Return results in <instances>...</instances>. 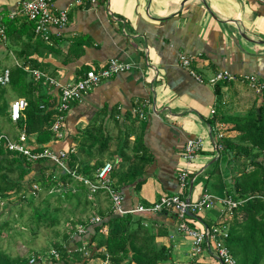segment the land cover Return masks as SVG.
Returning <instances> with one entry per match:
<instances>
[{
    "label": "crops",
    "instance_id": "0c3cea01",
    "mask_svg": "<svg viewBox=\"0 0 264 264\" xmlns=\"http://www.w3.org/2000/svg\"><path fill=\"white\" fill-rule=\"evenodd\" d=\"M19 1L0 0V25L5 15H20ZM76 1L53 0L56 8L68 10L69 23L52 44L25 36L0 43V76L6 69L23 68L32 81L31 70L44 72L59 86L41 82L35 93L53 98L56 105L61 86L73 83L86 71L98 69L110 59L131 64L133 69L104 81L73 104L65 117L63 138L53 139L48 146L55 151L74 149L79 166L101 162V167L111 162V178L119 183L126 209L149 206L164 195L179 194L197 201L208 192L217 198L215 205L192 225L220 224L221 200L228 196L238 168L240 175L241 164L249 160L221 154L215 144L221 133V142L237 137V132H229L232 125L227 118L248 116L264 105V90L257 93L248 83L255 76L264 85V0ZM183 55L196 57L194 68L206 80L219 71L231 72L238 79L215 86L201 84L181 66ZM9 84H0L6 90L7 114L11 103L20 99ZM0 128L1 135L13 139L20 133L5 116H0ZM99 129L109 143L105 147L101 140L91 147L90 132ZM28 138L33 149L40 147L35 135ZM190 139L203 141L190 165L192 191L190 186L181 189L177 181L184 165L181 154ZM140 158L148 159L138 166L142 173L136 181L127 182L129 167ZM32 165L26 182L40 175L37 163ZM51 172L57 177L59 171L53 169L46 175ZM115 173L126 183L113 178ZM68 189L79 194L71 183ZM88 199L95 215L110 208L104 192ZM146 216L154 242L171 251L166 264H196L191 257L192 241L177 230L173 212ZM204 260L212 259L205 254Z\"/></svg>",
    "mask_w": 264,
    "mask_h": 264
},
{
    "label": "trees",
    "instance_id": "16d2710c",
    "mask_svg": "<svg viewBox=\"0 0 264 264\" xmlns=\"http://www.w3.org/2000/svg\"><path fill=\"white\" fill-rule=\"evenodd\" d=\"M1 25L6 29L7 39L25 36L30 40L36 37L46 43L36 36L34 22L29 21L21 13L13 18L5 15ZM10 73V89L17 98H24L27 102L24 116L15 123L17 129L20 132L25 130L27 135L36 136V142L41 148L38 147L37 150L50 148L48 143L56 139L51 131L56 115L55 100L41 93L36 94L41 81L29 80L28 74L23 68H15ZM5 92L6 90L0 85V116H5L12 122L10 114H7V103L3 99ZM226 121L232 125L229 132H237V137L235 140L223 141L224 149L221 154L231 153L235 159L245 156L249 160V163L243 164L240 175L234 178L233 185L228 190V196L241 204L233 211L232 220L228 222L229 239L227 244L236 258L237 264H264V160H259L264 155V105L252 111L248 116L230 117ZM90 138L92 139L91 147L100 144L101 140L104 141L103 146L105 147L109 143V139L101 129L91 131ZM147 161L148 159L144 158L142 161L140 158L137 164L129 167L127 182L136 181L143 171V168H138V166H143ZM47 163L49 162H38L39 177H33L29 180L30 182H26L25 176L34 169L33 163L8 151L3 146L0 147V197L10 199L18 195L17 197L21 201H26L29 199L30 184L36 183L39 186V191L34 194L30 193L32 197L39 195L44 189L50 191V194L64 189L61 195L65 196L66 200L80 197L79 205L88 209V188L83 183L74 180L68 173L60 172L59 181L55 180L53 172L46 175L47 171L53 169L58 171L55 165L50 166ZM68 163L71 169H76L79 174L89 178L94 177L101 165L99 162L92 166L89 164L79 166L77 165L78 158L73 154ZM14 173H17L16 177ZM113 178L126 183L122 177L120 179L118 173L113 174ZM68 183L79 189L78 195L68 189ZM118 184L113 181V186L119 190ZM81 198H83V202ZM46 213L50 214L48 218L51 217L49 211ZM35 214L37 220L40 221V213L36 211ZM99 216L101 221L95 224H89L88 219L72 221L73 227L77 224H88L87 234L84 237L73 239L70 238V235H65L63 244H54V249L59 252V258L44 254L47 256L46 264H73L76 259L80 258L78 246L83 245L84 242L89 255L83 257L81 264H89L91 261L97 260L107 264H166L169 262L171 251L154 242L155 236L145 224L150 220L146 214L128 213L122 215L114 213L110 202L109 210L100 211ZM51 218L53 219L54 216ZM200 218V216L193 215L188 219L198 222ZM104 228L107 230L106 233L102 232ZM73 230L74 228H72ZM29 259L12 257L0 249V264H29Z\"/></svg>",
    "mask_w": 264,
    "mask_h": 264
},
{
    "label": "built area",
    "instance_id": "2783aa9c",
    "mask_svg": "<svg viewBox=\"0 0 264 264\" xmlns=\"http://www.w3.org/2000/svg\"><path fill=\"white\" fill-rule=\"evenodd\" d=\"M86 1L94 3L98 0ZM82 2V0H77L76 4H82ZM18 12L26 16L29 21L34 22L36 36L48 44H52L54 37L60 38L62 32L67 28L69 23L68 10L56 8L53 0L19 1ZM15 15H17V13H12L10 16L13 18ZM6 39V29L3 25H0V43L5 42ZM196 60L197 59L194 56L183 55L180 58V63L181 66L201 84L215 86L219 82H232L238 79L231 72L219 71L206 80L196 72L194 68ZM131 69H133V67L129 63L121 62L118 59H110L100 68H92L86 71L73 83L62 85L58 96V103L56 104L55 121L51 128L56 139H61L64 136L63 127L65 117L73 104L81 101L83 97L104 81L111 79L118 74L130 71ZM30 73L32 74L33 79L37 82L41 81L50 86H59L58 81L40 70H31ZM10 74L9 69H6L3 72L0 76L1 85H7L10 83ZM248 83L257 93L264 90V85L261 84L255 76H250L248 78ZM26 106L27 102L24 98L17 99L11 103L9 114L12 122L17 123L22 119ZM214 112L215 111L213 110L212 113ZM142 115L143 112L141 111V116ZM223 138L224 134H219V142L215 144V148L218 151L224 149L223 142H221V139ZM202 145L203 141L201 139H190L185 145L183 153L181 154L184 165L180 167L177 175V181L181 189H188L191 183L194 182V179L191 180L192 171L190 165L196 160L202 149ZM2 146L8 151L26 158L30 163L47 161L54 164L59 172L68 173L74 180L83 183L88 188L90 197L91 195L104 192L111 202V209L114 213L124 215L128 213L158 214L163 211L173 212L177 221V230L185 234L192 241L191 257L196 264H237V260L227 244V240L229 239L228 222L233 211L241 203L235 201L232 197L227 196L221 200L224 209L223 220L220 224L218 223L210 227L202 226L201 228H197L192 225L194 221L188 219V212L190 211L193 215L200 216V214L207 208H212L215 205L217 198L211 193L206 192L201 199L197 201L190 200L189 203L187 202V198L182 197L179 194L164 195L158 202L149 206L140 204L136 207L126 209L123 205V194L113 186L111 178L113 165L111 162L104 163L96 171L93 178L85 177L79 174L76 169L73 170L69 167L68 162L70 156L75 152L74 149L60 151H53L50 148H43L42 150H37L38 148L33 149L29 144V138L25 130H21L16 139H13L6 134L0 135V147ZM63 190L64 189H61L62 192ZM29 191L31 194H34L36 191H39V186L36 183H32L29 186ZM3 200L4 199L0 197L1 205L4 204ZM100 221L101 217L95 215L88 220V223L95 224ZM87 225L77 224L75 226V231L70 234V238L84 237L88 232ZM102 232L106 233V228H104ZM82 248L85 249V247ZM49 254L55 258H59V252L55 249H52ZM205 254L209 255L212 260H204ZM46 262L47 256L44 254L34 255L29 259V264H46Z\"/></svg>",
    "mask_w": 264,
    "mask_h": 264
},
{
    "label": "rangeland",
    "instance_id": "374dc122",
    "mask_svg": "<svg viewBox=\"0 0 264 264\" xmlns=\"http://www.w3.org/2000/svg\"><path fill=\"white\" fill-rule=\"evenodd\" d=\"M14 176L16 177L17 173H14ZM59 179L60 172L57 173L55 180ZM62 193L61 189L52 194L44 189L34 197L28 194L29 199L26 201H21L18 195L4 199V204H0V249L12 257L26 259L33 255H48L54 249V244H63L65 235L74 232L76 225L73 227L72 221L78 222L77 220L89 219L95 215L90 208L86 209L79 205L80 197L66 200ZM81 201L83 202V198ZM36 211L40 213V221L35 217ZM47 211L51 213V217L54 216L53 219L48 218L50 214L46 213ZM231 218L232 216L229 220H232ZM85 246H78L81 248L80 258L73 264H81L83 257L89 255V251L82 248ZM89 264L102 262L97 260Z\"/></svg>",
    "mask_w": 264,
    "mask_h": 264
},
{
    "label": "water",
    "instance_id": "95a60500",
    "mask_svg": "<svg viewBox=\"0 0 264 264\" xmlns=\"http://www.w3.org/2000/svg\"><path fill=\"white\" fill-rule=\"evenodd\" d=\"M192 189H193V183H191V185H190V191H192ZM187 202L189 203L190 199H187ZM188 215L193 216V214L190 211L188 212Z\"/></svg>",
    "mask_w": 264,
    "mask_h": 264
}]
</instances>
